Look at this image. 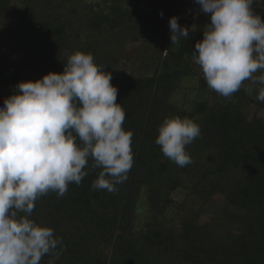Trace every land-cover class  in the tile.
<instances>
[{
  "label": "trees",
  "instance_id": "1",
  "mask_svg": "<svg viewBox=\"0 0 264 264\" xmlns=\"http://www.w3.org/2000/svg\"><path fill=\"white\" fill-rule=\"evenodd\" d=\"M16 2L21 8L3 45L19 60L0 52V106L19 82L62 73L70 55L91 53L112 74L116 102L126 111L123 128L133 133L134 164L115 192L92 188L102 169L92 168L89 160L79 186L71 183L64 196L49 192L35 202L29 218L52 228L65 246L55 264H264V102L249 97L248 80L224 98L199 76L196 90L206 99L192 108L173 103L183 81L199 75L193 52L203 28L193 32L188 26L190 38L172 45L168 22L181 5H197L0 0V27ZM133 44L139 47L124 71L120 53ZM171 116L191 118L201 128L187 146L193 163L185 167L166 158L155 143L158 127ZM178 192L184 199L170 218ZM143 195L152 217L141 228ZM218 196L223 208L216 223H208L202 217ZM49 259L46 255L40 264Z\"/></svg>",
  "mask_w": 264,
  "mask_h": 264
},
{
  "label": "clouds",
  "instance_id": "2",
  "mask_svg": "<svg viewBox=\"0 0 264 264\" xmlns=\"http://www.w3.org/2000/svg\"><path fill=\"white\" fill-rule=\"evenodd\" d=\"M210 14L193 59L208 88L224 98L244 81L259 85L264 102V20L252 5L262 0H195ZM163 17V12L159 13ZM169 19L172 45L187 41L189 28ZM91 53L69 56L62 73L19 82L0 106V264H55L64 251L54 230L30 219L35 202L49 192L64 196L92 168H101L92 188L115 192L134 164L131 131H125L124 107L117 103L112 74ZM262 74L255 76L257 72ZM245 91H250L246 88ZM155 143L179 167L193 163L186 150L201 135L191 118L166 117ZM23 213L24 215H20ZM58 246L59 249H58Z\"/></svg>",
  "mask_w": 264,
  "mask_h": 264
},
{
  "label": "rangeland",
  "instance_id": "3",
  "mask_svg": "<svg viewBox=\"0 0 264 264\" xmlns=\"http://www.w3.org/2000/svg\"><path fill=\"white\" fill-rule=\"evenodd\" d=\"M92 1V0H91ZM95 2H102V0H93ZM190 3L196 4L195 0H186ZM262 3H264V0H262ZM196 8H192L190 5H181L178 10L177 17H179L178 23L181 26L188 27L190 26L193 32H199L202 28H204L205 25L210 23V14H204L200 11V6L196 4ZM16 10H12L7 19L5 20L4 24L0 27V52L4 54L5 57L9 58L12 61H18V55L10 50L9 48L5 47L3 45V41L7 39L9 36L10 29L13 27L15 20L18 16L17 10L21 8L20 4L18 2L15 3ZM253 12L256 15H260L261 19L264 20V6H259L256 3L252 5ZM138 44L130 45L126 50L120 53V58L122 59V69L124 71L128 70L132 62H130V59L134 55L135 51L138 49ZM194 69L199 73V75L196 77L187 78L183 81V89L179 91L173 98V103H177L179 105L186 104L188 108H192L194 106V102L198 101L201 97L206 99L205 94L199 93L196 88L198 87V81L199 76H203L202 71L199 67V65L195 64ZM201 74V75H200ZM255 76H259L260 72H257L254 74ZM248 89L250 91L248 92L249 97H251L253 100L257 101V96L259 94V85H254L249 81L248 83ZM255 106L252 105L250 110L251 112L254 111ZM262 117H264V110L260 114ZM173 198L175 200L174 206L170 209L168 215L170 218L177 215V211L179 210L180 203L184 199V193L178 192L173 195ZM222 197L218 196L216 198V202L212 204L209 209L207 210V213L204 214L202 217L204 221L208 223H216L217 221V215L222 210ZM151 213L148 211V208L146 206L145 201V195H143V200L140 203V210H139V227H144V224L151 218Z\"/></svg>",
  "mask_w": 264,
  "mask_h": 264
}]
</instances>
